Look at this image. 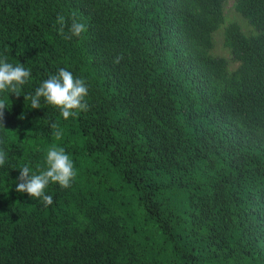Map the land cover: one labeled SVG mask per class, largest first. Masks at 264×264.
Wrapping results in <instances>:
<instances>
[{
    "label": "trees",
    "instance_id": "16d2710c",
    "mask_svg": "<svg viewBox=\"0 0 264 264\" xmlns=\"http://www.w3.org/2000/svg\"><path fill=\"white\" fill-rule=\"evenodd\" d=\"M228 1L0 0V54L31 70L0 126V264H264V0H233L249 31ZM60 68L88 85L67 120L24 98ZM53 144L76 175L45 207L15 189Z\"/></svg>",
    "mask_w": 264,
    "mask_h": 264
},
{
    "label": "clouds",
    "instance_id": "9594fccd",
    "mask_svg": "<svg viewBox=\"0 0 264 264\" xmlns=\"http://www.w3.org/2000/svg\"><path fill=\"white\" fill-rule=\"evenodd\" d=\"M68 19L62 14L56 18L57 32L64 39H71L73 36L79 37L86 31V25L79 21L75 14ZM67 27V32L65 28ZM122 57L114 58V63H119ZM31 70L24 67L22 63L13 64L8 62L6 54H0V94H8L0 98V126L4 127V110L9 107L7 98L9 93L17 97L21 95L22 86L30 81ZM88 95V85L83 78H76L71 71L60 68L57 73L50 74L35 89L34 94L24 95L25 100H30V108L41 107L43 101L59 110L60 115L67 120L75 117L79 112L87 111L89 105L86 97ZM49 127L57 141L63 137V129L57 122H50ZM8 153L0 149V166H4ZM45 166H40L35 172L25 165L20 168L19 181L16 191L27 193L31 198L41 200L45 207L53 203V197L46 194L45 189L50 183L58 184L61 188H68L76 175L74 164L65 148L53 144L47 149Z\"/></svg>",
    "mask_w": 264,
    "mask_h": 264
},
{
    "label": "rangeland",
    "instance_id": "374dc122",
    "mask_svg": "<svg viewBox=\"0 0 264 264\" xmlns=\"http://www.w3.org/2000/svg\"><path fill=\"white\" fill-rule=\"evenodd\" d=\"M226 16H227L226 24H228L231 21H237L242 25V27L246 31L250 30V25H248L247 22L235 10L233 0H229L226 3ZM214 38H215V47L213 49V53L230 58L231 55L229 49L226 48L224 45V29L221 28L220 30H218L215 33ZM236 65L237 63L232 62V68H235Z\"/></svg>",
    "mask_w": 264,
    "mask_h": 264
}]
</instances>
